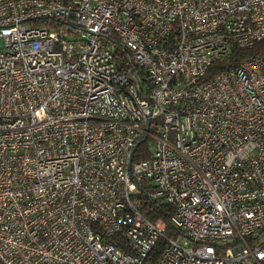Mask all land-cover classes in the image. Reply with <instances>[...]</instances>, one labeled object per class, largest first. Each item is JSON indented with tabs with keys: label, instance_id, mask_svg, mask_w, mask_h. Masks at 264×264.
I'll return each instance as SVG.
<instances>
[{
	"label": "built area",
	"instance_id": "obj_1",
	"mask_svg": "<svg viewBox=\"0 0 264 264\" xmlns=\"http://www.w3.org/2000/svg\"><path fill=\"white\" fill-rule=\"evenodd\" d=\"M261 39L264 0H0V261L264 264V58L198 82Z\"/></svg>",
	"mask_w": 264,
	"mask_h": 264
},
{
	"label": "trees",
	"instance_id": "obj_2",
	"mask_svg": "<svg viewBox=\"0 0 264 264\" xmlns=\"http://www.w3.org/2000/svg\"><path fill=\"white\" fill-rule=\"evenodd\" d=\"M117 52H119L122 56L126 54V52L121 51L120 48L117 49ZM251 57L264 58V39L256 41L252 46L247 48H241L237 45L231 44L226 54L213 61L208 66L206 71L199 76L198 82L206 81L221 70L236 67L242 60ZM136 151V158H146L148 156L146 139L138 145ZM142 209L144 214L149 218H161L165 222V237H178L183 235L182 231L174 227V225L170 222L172 206L169 203L161 200H148L142 203ZM164 244L165 242L162 238L156 241V244L150 253L152 260H156L158 258ZM0 264L3 263L0 261Z\"/></svg>",
	"mask_w": 264,
	"mask_h": 264
},
{
	"label": "rangeland",
	"instance_id": "obj_3",
	"mask_svg": "<svg viewBox=\"0 0 264 264\" xmlns=\"http://www.w3.org/2000/svg\"><path fill=\"white\" fill-rule=\"evenodd\" d=\"M184 239H185L184 237L180 236L179 239H178V241H179V242H180V241H184Z\"/></svg>",
	"mask_w": 264,
	"mask_h": 264
}]
</instances>
